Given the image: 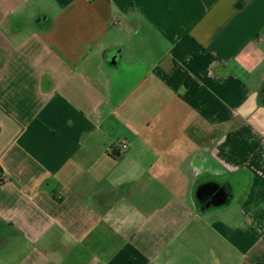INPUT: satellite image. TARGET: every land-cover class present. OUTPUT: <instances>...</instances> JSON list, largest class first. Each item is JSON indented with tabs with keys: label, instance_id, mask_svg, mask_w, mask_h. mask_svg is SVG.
<instances>
[{
	"label": "crops",
	"instance_id": "1",
	"mask_svg": "<svg viewBox=\"0 0 264 264\" xmlns=\"http://www.w3.org/2000/svg\"><path fill=\"white\" fill-rule=\"evenodd\" d=\"M0 264H264V0H0Z\"/></svg>",
	"mask_w": 264,
	"mask_h": 264
},
{
	"label": "water",
	"instance_id": "2",
	"mask_svg": "<svg viewBox=\"0 0 264 264\" xmlns=\"http://www.w3.org/2000/svg\"><path fill=\"white\" fill-rule=\"evenodd\" d=\"M113 63H116V60H113ZM215 195L218 197H224V192L222 189L219 190V187L216 184H207L201 188H199L196 192V197L198 200H202L204 196ZM224 201L216 202L217 205L222 204Z\"/></svg>",
	"mask_w": 264,
	"mask_h": 264
},
{
	"label": "flooded vegetation",
	"instance_id": "3",
	"mask_svg": "<svg viewBox=\"0 0 264 264\" xmlns=\"http://www.w3.org/2000/svg\"><path fill=\"white\" fill-rule=\"evenodd\" d=\"M224 196H226V194H224ZM221 197V196H220ZM218 196H215V195H211V196H204L202 198V200H198V203H199V206L201 208H204V207H207L208 205L212 204L214 201L217 202L219 200Z\"/></svg>",
	"mask_w": 264,
	"mask_h": 264
},
{
	"label": "rangeland",
	"instance_id": "4",
	"mask_svg": "<svg viewBox=\"0 0 264 264\" xmlns=\"http://www.w3.org/2000/svg\"><path fill=\"white\" fill-rule=\"evenodd\" d=\"M47 7H48V9H49V11L48 12H53V11H55V9H56V7L53 5V4H48L47 5ZM35 8V6L33 7V9ZM36 8H40L39 6H36ZM35 10V9H34ZM116 81L118 82L117 84H113V86H114V89L116 88V90L118 91V93L120 92L119 91V89L118 88H124V86H122L119 82V79H116ZM149 135H151V133H149Z\"/></svg>",
	"mask_w": 264,
	"mask_h": 264
},
{
	"label": "built area",
	"instance_id": "5",
	"mask_svg": "<svg viewBox=\"0 0 264 264\" xmlns=\"http://www.w3.org/2000/svg\"><path fill=\"white\" fill-rule=\"evenodd\" d=\"M123 150H126L127 149V146L126 145H122L121 146Z\"/></svg>",
	"mask_w": 264,
	"mask_h": 264
}]
</instances>
